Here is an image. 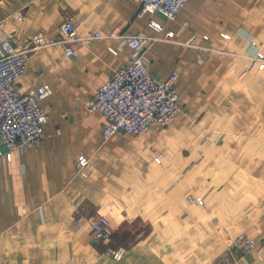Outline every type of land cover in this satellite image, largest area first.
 I'll list each match as a JSON object with an SVG mask.
<instances>
[{
	"label": "crops",
	"instance_id": "0c3cea01",
	"mask_svg": "<svg viewBox=\"0 0 264 264\" xmlns=\"http://www.w3.org/2000/svg\"><path fill=\"white\" fill-rule=\"evenodd\" d=\"M138 4L0 0V41L39 30L56 41L29 51L17 82L22 91L49 84L39 100L49 118L41 140L0 160V264H219L240 233L256 244L237 249L232 264H264V68L242 73L252 39L264 54V0H187L175 18L139 14ZM65 14L79 37L140 33L148 68L159 77L178 69L181 108L171 124L104 137L89 97L131 49L119 37L82 38L67 54ZM166 30L170 39L150 38ZM81 154L92 162L86 175L75 166ZM96 214L108 216L110 239L93 237ZM121 245L120 259L107 253Z\"/></svg>",
	"mask_w": 264,
	"mask_h": 264
},
{
	"label": "built area",
	"instance_id": "2783aa9c",
	"mask_svg": "<svg viewBox=\"0 0 264 264\" xmlns=\"http://www.w3.org/2000/svg\"><path fill=\"white\" fill-rule=\"evenodd\" d=\"M137 1L139 14L147 11L157 12L166 18H175L187 2V0ZM18 14H20L19 11ZM64 17L60 26L64 37L59 41L65 44L64 51L67 54L74 52L73 45L82 38L119 37L131 49L130 60L117 67L89 97L87 110H98L104 116L101 125L104 137L107 138L118 132L145 135L150 132L152 124L164 127L173 122L181 108L177 90L179 71L173 69L165 77H159L148 68L140 48L144 38L142 34L114 29L105 33L98 31L79 37L75 31L74 17L71 14H65ZM148 24L157 33L163 32V25L157 19L150 18ZM172 34V30H166L163 37L153 34L150 38L165 40L170 39ZM202 36L205 39L208 38L207 34ZM223 36L229 37L226 33ZM195 37L196 33L192 32L185 41L190 43ZM51 42L56 41L47 39V35L40 30L32 33L30 38L22 42L17 43L9 35H3L0 41V160L2 156L10 159L12 150L28 148L45 136L44 125L49 117L39 100L50 92L49 84L42 83L33 89L22 91L17 82L25 73L29 51ZM251 44H255L256 49L246 55L251 63L242 73L254 66L257 70L264 68V54L255 40L252 39ZM152 156L159 162L163 151L156 150ZM88 164L92 162L86 155H78L75 162L77 172L86 175ZM196 200L199 204H203L204 197L198 196ZM88 220L95 239L111 238L112 231L107 215H91ZM226 244L219 264H232L237 249L247 251L256 243L254 239L240 233ZM107 248V253L114 259H120L126 252V247L122 245Z\"/></svg>",
	"mask_w": 264,
	"mask_h": 264
}]
</instances>
